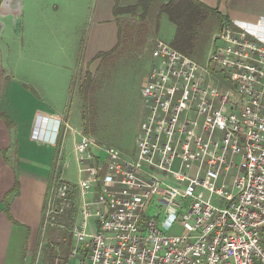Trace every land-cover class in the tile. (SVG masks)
<instances>
[{
    "label": "built area",
    "instance_id": "built-area-1",
    "mask_svg": "<svg viewBox=\"0 0 264 264\" xmlns=\"http://www.w3.org/2000/svg\"><path fill=\"white\" fill-rule=\"evenodd\" d=\"M150 44L137 156L79 134L72 184L62 142L44 225L64 228L78 192L74 264H264V24L224 18L203 64Z\"/></svg>",
    "mask_w": 264,
    "mask_h": 264
},
{
    "label": "crops",
    "instance_id": "crops-1",
    "mask_svg": "<svg viewBox=\"0 0 264 264\" xmlns=\"http://www.w3.org/2000/svg\"><path fill=\"white\" fill-rule=\"evenodd\" d=\"M2 1L0 0V6ZM198 1L217 9L223 18L264 23V0ZM114 2L115 0H20L18 13L0 10V264H27L23 251L31 249L34 254L43 228L42 223L39 225L40 214L41 211L43 214L54 170V165H50L53 161L52 150L57 153L60 139H65L68 134L63 114L35 110L29 125V139L47 146L45 149L48 152L45 149L42 153L35 149L24 152L20 143L23 139L19 136V126L15 120L12 121L8 112L11 103L20 94V86L14 81L17 80L15 75L44 76L50 85H59L60 104L54 106L64 105L66 99L63 96L66 95L68 77L80 57L82 43L78 29L80 22L83 23L82 15L84 12H92V15L96 13L97 16L98 24L92 36L87 38L89 57H94L100 51H110L117 44L104 50V47L115 42L117 34L115 22H110L116 19L112 11ZM12 25L14 32L10 40L6 32L9 33ZM9 56L12 57L10 62ZM7 93L9 96L6 100ZM43 93L50 107H53L51 98L55 94L52 86L43 90ZM24 154L32 156V160H28L31 168L22 166L21 157ZM15 182L16 191L10 192ZM5 196L11 218L3 211Z\"/></svg>",
    "mask_w": 264,
    "mask_h": 264
},
{
    "label": "rangeland",
    "instance_id": "rangeland-1",
    "mask_svg": "<svg viewBox=\"0 0 264 264\" xmlns=\"http://www.w3.org/2000/svg\"><path fill=\"white\" fill-rule=\"evenodd\" d=\"M151 1H119V11H122L118 14L117 19L121 22L122 27L124 28L125 23L134 25L143 24L142 32L144 35L143 39L142 36L140 39H137V34L134 33L132 39L127 43H122L116 51L105 57H98L97 55L106 51H100L95 53L94 57H89L87 38L92 36L98 23L96 13H93V15L92 12L83 13V23L80 22L78 29L79 39L82 43L79 51L80 57L76 66L70 71L71 75L68 77L66 95L63 96L66 99L64 105L62 104L59 107L54 106V104L59 103V85L55 83L50 85L44 76L15 75L17 80L14 81L20 86V94L11 103L8 112L12 121L15 120L16 125L19 126V136L23 139L20 140L21 148H24V152H31V149H35L36 152L42 153L45 147H47L40 145L37 140L29 139V125L35 110H47L56 114H63L64 123H67L69 128L66 131L68 134L65 139L64 137L60 139L58 148L63 142L62 154L60 155V160L63 164V178L72 184H77L78 182V167L73 149V138L79 134L89 136L97 144L112 146L125 156H132L133 158L137 156L138 148L135 137L139 133V126L146 113L140 88L143 82L148 79L151 69L150 51L153 44L151 45L150 43L154 40L156 41L158 38L171 44L176 30L168 15L164 12H158V7L168 0ZM144 2H147L149 7L144 8ZM127 8L133 9L126 11ZM220 17V13L215 10L209 11V14H206V19L201 26V32L206 33L207 38L200 45L195 56L192 57L199 63L203 64L209 54L211 39L219 26ZM117 19L110 21L115 22L116 25H114L117 27L115 42L109 47H104L106 48L104 50L111 49L118 41ZM14 28L16 29L15 25ZM13 32L12 25L9 33L6 32L10 40ZM141 39L142 42H140ZM9 45H11V41H9ZM11 58L9 56L8 62H10ZM25 65L27 66V62ZM88 71L93 73V87L92 91L82 98L79 95V86L85 79ZM52 78L54 79V77ZM50 86H52V92L55 94L51 98L53 107H50L43 93V90H48ZM34 88L38 93L35 92ZM8 96L9 93H7L6 100ZM6 114L8 113L6 112ZM72 130L76 134L73 135ZM58 148L57 153L56 150H52V162H54L58 155ZM45 151L48 152L47 149ZM21 158L23 161L21 162L23 163L22 166H29L28 168H31V162L28 160H32V156L24 154ZM52 162L50 163L51 167L54 165ZM44 165L47 166V163ZM53 169L51 180H53L57 173L61 172L60 167L56 171L55 167ZM87 198L91 199L92 196L89 195ZM74 200L76 203L75 212L70 210L69 214L63 217V221L60 222L65 224L64 228L58 226H49L50 228H47L48 225H44L41 211L39 225L42 223L46 229L41 228V234L38 237L34 254L31 249L23 251L27 264H54L56 258L59 259L58 264H74L75 259L84 258L81 249L78 247L79 245L76 244V240L70 231L72 225L78 221L80 205L78 192L75 193ZM214 203H217L216 199H214ZM148 213H152L151 208ZM87 222V232L90 233L96 229L97 221L92 216ZM72 248H77L78 250V255L74 258H70L69 256ZM49 256L51 257L50 259Z\"/></svg>",
    "mask_w": 264,
    "mask_h": 264
},
{
    "label": "trees",
    "instance_id": "trees-1",
    "mask_svg": "<svg viewBox=\"0 0 264 264\" xmlns=\"http://www.w3.org/2000/svg\"><path fill=\"white\" fill-rule=\"evenodd\" d=\"M119 1L120 0H116L113 7V13L116 19L120 11H122H119ZM149 2L152 1L149 0ZM143 5L144 8L149 7L147 2H144ZM132 9L133 8H127L126 11H130ZM213 10L217 11V9L207 7L198 0H168L167 2H163L162 5L158 7V12L166 13L170 21H172V23L175 25V35L171 41V45L191 57L195 56L196 52L200 48V45L203 44V41L207 38L206 33L201 32V26L206 19V14H209V11ZM223 19V17H220V22ZM117 24L118 41L116 46L110 51L99 53L97 55L98 57L111 55L121 46L122 43H127L130 39H132L134 33L137 34V39H140L141 36L143 39V24L134 25L125 23L123 28L119 19H117ZM142 39L140 40V42H142ZM92 74L93 73L88 71L85 79L79 86V95L82 98H84L88 92L92 91ZM16 184L17 183L15 182L10 192L16 191ZM6 197L7 196H5V200L3 201V211L8 217L11 218V215L9 213V204L7 203ZM73 212H75L74 209ZM50 258L51 257L49 256V259Z\"/></svg>",
    "mask_w": 264,
    "mask_h": 264
},
{
    "label": "water",
    "instance_id": "water-1",
    "mask_svg": "<svg viewBox=\"0 0 264 264\" xmlns=\"http://www.w3.org/2000/svg\"><path fill=\"white\" fill-rule=\"evenodd\" d=\"M19 8H20V0H3L0 6L1 12H3L4 10L5 12L11 14L18 13Z\"/></svg>",
    "mask_w": 264,
    "mask_h": 264
}]
</instances>
